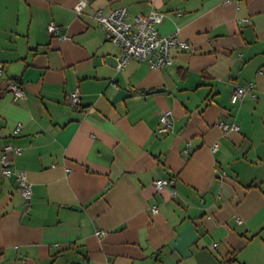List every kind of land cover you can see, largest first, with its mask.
<instances>
[{
  "label": "crops",
  "instance_id": "1",
  "mask_svg": "<svg viewBox=\"0 0 264 264\" xmlns=\"http://www.w3.org/2000/svg\"><path fill=\"white\" fill-rule=\"evenodd\" d=\"M76 2L0 0V157L21 147L13 169L32 186L26 201L0 177V264H264V0ZM121 7L165 14L158 32L191 49L118 70L93 14ZM120 89L130 96L114 103Z\"/></svg>",
  "mask_w": 264,
  "mask_h": 264
},
{
  "label": "built area",
  "instance_id": "2",
  "mask_svg": "<svg viewBox=\"0 0 264 264\" xmlns=\"http://www.w3.org/2000/svg\"><path fill=\"white\" fill-rule=\"evenodd\" d=\"M89 5L88 0H77L74 7L75 11L81 13ZM98 25L105 31L106 38L115 46L121 49V55L117 58L116 68L123 70L132 60L147 62L151 68L161 69L173 64L171 52L173 50L187 51L191 49V44L182 41L177 33L170 35H161L157 26L165 20V14L155 10L148 14L132 15L128 8L121 7L104 14L101 10H96L93 14ZM50 35L59 34V28L51 22L48 25ZM3 71V65L0 63V75ZM252 84L248 87H236L230 96L231 103L239 102L251 91ZM6 90L11 92L14 100L25 97L24 89L13 79L9 80ZM81 93L78 89L67 96V101L72 106L80 103ZM160 124L158 132L161 134L169 133L173 126V114L167 110L160 114ZM218 126L224 131H239L236 123L218 122ZM22 130V125L17 124L13 130V135H18ZM22 148L7 144L3 148L0 157V177H15L18 190L22 198L30 201L32 198V186L24 170H14V159L22 155ZM153 186L157 190L168 187L174 188L175 179L158 178L153 181ZM175 196L176 191L173 189ZM153 212H157L154 207ZM97 235H103V231H97Z\"/></svg>",
  "mask_w": 264,
  "mask_h": 264
},
{
  "label": "water",
  "instance_id": "3",
  "mask_svg": "<svg viewBox=\"0 0 264 264\" xmlns=\"http://www.w3.org/2000/svg\"><path fill=\"white\" fill-rule=\"evenodd\" d=\"M108 61H109V62L114 61L115 65L117 64V60H116V58L113 57V56L108 57ZM129 96H130V93H128V92L125 91V90H121V89H120V90H118L117 93L114 95L112 101H113L114 103H117V102L122 101L125 97H129Z\"/></svg>",
  "mask_w": 264,
  "mask_h": 264
}]
</instances>
